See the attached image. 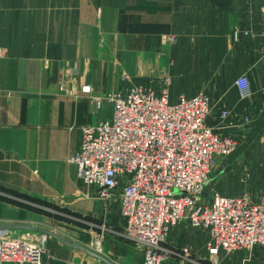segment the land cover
<instances>
[{
    "label": "crops",
    "instance_id": "0c3cea01",
    "mask_svg": "<svg viewBox=\"0 0 264 264\" xmlns=\"http://www.w3.org/2000/svg\"><path fill=\"white\" fill-rule=\"evenodd\" d=\"M262 2L0 0V222L46 227L86 243L94 230L101 232L99 225L90 224V233L75 238L52 224V214L102 219L110 227L103 254L115 264H143V247L119 234L124 227L118 206L79 178L70 158L80 148L84 125L112 117V102L105 99L96 109L91 96L132 85L160 90L167 78L171 103L209 95L208 124L238 139L229 155L218 157L206 192L262 195ZM243 74L251 90L245 98L236 85ZM224 108L231 111L226 120L219 117ZM245 117L248 125L236 126ZM16 234L46 241L45 264H106L41 232ZM208 239L205 229L179 222L163 243L175 254L162 264H264V247L211 257Z\"/></svg>",
    "mask_w": 264,
    "mask_h": 264
},
{
    "label": "built area",
    "instance_id": "2783aa9c",
    "mask_svg": "<svg viewBox=\"0 0 264 264\" xmlns=\"http://www.w3.org/2000/svg\"><path fill=\"white\" fill-rule=\"evenodd\" d=\"M168 39L175 41L173 35ZM168 83L167 78L160 90L132 85L107 97L91 96L96 109L111 101L113 114L82 127L80 148L70 158L77 175L100 198L118 203L124 236L143 247V264H162L171 252L163 245L167 233L181 221L208 232L211 257L264 247V193L206 192L218 157L236 148L237 137L208 124L209 95L171 103ZM236 85L241 97L250 96L247 74ZM85 91L90 92L88 86ZM230 113L224 108L219 117L226 120ZM249 121L245 117L236 126L243 129ZM17 231L0 232V264H45L46 241L30 242ZM104 232L89 245L102 254Z\"/></svg>",
    "mask_w": 264,
    "mask_h": 264
},
{
    "label": "rangeland",
    "instance_id": "374dc122",
    "mask_svg": "<svg viewBox=\"0 0 264 264\" xmlns=\"http://www.w3.org/2000/svg\"><path fill=\"white\" fill-rule=\"evenodd\" d=\"M113 203L116 206H118L117 208L119 209V205L116 202H113ZM55 211L62 212V214H68V215L74 216V214L71 213L69 210L58 209V210H55ZM119 213H120V210H119ZM51 221L53 222L52 224L58 228V230H60V231H62L64 233H67L69 236L73 235V236H75V238H79L80 233H86V234L90 233L91 228H87V226H89L90 224L99 225L100 228H101V232L103 230L105 231L104 232L105 233V237L107 235L106 230L108 228H110L106 222L105 223L102 222V219H98V218H95V217H89V216H81V215H76L75 217H66V216H63V215L52 214ZM94 233L98 234V233H100V231L98 232V231L94 230ZM119 234H120V236L125 238L126 241H129L124 236L122 228H120ZM96 235H95V237H96ZM91 242L92 241H89V242H86V243L83 242V243L86 244L87 246H89L91 244ZM130 242H132V241H130ZM103 247H104V251H105V246H103ZM173 254H175V253L169 252V255L167 256V258L171 257V255H173ZM194 263H200V261L199 260H195Z\"/></svg>",
    "mask_w": 264,
    "mask_h": 264
},
{
    "label": "water",
    "instance_id": "95a60500",
    "mask_svg": "<svg viewBox=\"0 0 264 264\" xmlns=\"http://www.w3.org/2000/svg\"><path fill=\"white\" fill-rule=\"evenodd\" d=\"M4 230H23V231H32V232H41L46 236H50L58 240L59 242L63 243L64 245L75 248L78 250H82L88 255L95 257L106 264H115L111 259H109L107 256H105L102 253H99L92 249L91 247L80 243V242H75L71 241L65 237H63L61 234L58 232L46 228V227H41V226H36V225H30L27 223H12V222H0V232Z\"/></svg>",
    "mask_w": 264,
    "mask_h": 264
}]
</instances>
